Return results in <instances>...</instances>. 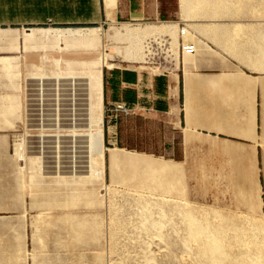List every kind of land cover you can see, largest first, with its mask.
Returning <instances> with one entry per match:
<instances>
[{"label":"crops","instance_id":"obj_1","mask_svg":"<svg viewBox=\"0 0 264 264\" xmlns=\"http://www.w3.org/2000/svg\"><path fill=\"white\" fill-rule=\"evenodd\" d=\"M184 1L0 0V53L18 49L20 39L26 42V48L32 49H51L60 41L87 47L70 38L60 39L57 31L95 28L104 32L102 27L105 25L120 22L122 26H133L147 33L145 37L148 40L155 34L164 39L166 32L176 35L181 27L187 25ZM191 10L192 5L189 13ZM190 16L189 38L196 43L198 51L186 63L181 62L172 71L161 73H152L142 60L134 63L130 59H122L120 63L103 67L104 118L105 111L113 102L124 101L134 108L133 114L156 120L161 125L158 153L121 145V119L113 120L108 114L106 124L105 119L103 122V159L95 162L99 152L86 147L87 141H79V137L84 135L82 133L78 136L72 134L70 140L63 136L54 138L50 144L39 146L42 151L45 148L49 155L27 156L29 162H39L40 167L37 171L18 170L20 188H25L26 181L22 176L28 174L31 193L34 189H45L48 196L46 210L63 208L69 211L80 201H83L81 205H91L89 207L95 209L94 202L85 201L95 197V193L87 192L86 188L92 184L98 186L95 184L97 180L101 185L106 175L109 183L105 186L110 187L112 202L114 190L117 194V190L131 186H147L150 190L146 193L157 196L159 200L191 204L200 197L211 199L227 209L264 215V44H260L261 36L255 32L260 28H252L255 31L240 36L237 23L231 26L211 16L205 19L192 16V13ZM131 22L146 23L135 25ZM167 22L171 25L167 26ZM114 25L112 28L119 26ZM94 62L90 66L93 67ZM122 63L128 66H122ZM18 64V56L0 55V77L1 65L10 70ZM81 65L86 64L83 62ZM34 67L30 78L37 81L38 94H42L39 91L41 84L48 85L47 92L44 90L46 102H42L45 98L38 99L45 105L41 110L48 116V122L38 125L43 128L45 125L47 129L65 128L61 120H69L67 125L73 130L83 129L85 119L78 118L79 124L73 126L69 118L75 111L78 117L85 116L83 113L89 103L87 90L85 88L82 95L76 90L79 79H88L89 82L91 72L45 74L40 72L39 66ZM105 68H108L106 82ZM124 70H128L126 75ZM59 83L62 90L58 89ZM72 84L76 87H68ZM59 108L62 113L60 123L51 120ZM89 151L92 154L88 155V163L85 164L83 153ZM50 156L54 158V171L49 170V164L46 165L49 160L45 158ZM41 165H44L43 169ZM95 169L100 171L99 176ZM84 215L63 213L47 219L45 225L53 233L52 241L64 245L50 246L42 236H37L41 230L37 227L34 229L37 237L33 238V249L26 248L24 244L18 249L22 253L18 264H95L71 248L93 241L85 238L91 232L86 229ZM64 218L69 221V218L77 219L78 222L67 224L62 222ZM34 222L32 219L30 225L36 226Z\"/></svg>","mask_w":264,"mask_h":264},{"label":"rangeland","instance_id":"obj_2","mask_svg":"<svg viewBox=\"0 0 264 264\" xmlns=\"http://www.w3.org/2000/svg\"><path fill=\"white\" fill-rule=\"evenodd\" d=\"M190 5L192 16L202 19L215 17L217 21L229 23L231 26L232 23H237L240 36L255 31L252 28H260L255 32L261 36L260 44H264V0H185L183 9L186 10L185 20L189 28L192 26ZM131 23L137 25L146 22ZM114 24L122 26L120 22L102 27L106 32L103 45L94 49L65 41L55 43L51 49H32L26 48V42L20 39L18 49L0 53L1 56L19 57L18 67L8 70V67L1 65V264H18L22 256L18 249L23 244L26 248L33 249L35 245L33 238L36 236L34 229L37 227L41 229L37 236H42L50 246H63L64 243L52 241L53 233L47 230L45 225L47 219L63 213L85 214L86 229L91 232L89 236L85 235L87 236L85 238L93 241H86L83 245L78 244L71 248L77 250V254L83 259L93 261L95 264H264L263 213L227 209L211 199L205 200L200 197L191 204L159 200L157 196L146 193L150 190L147 186H131L129 189L117 190V194L114 190L112 202L109 196L110 187L105 186L109 183L106 175L102 180L103 185L97 180L95 184L98 186L92 184L86 188L87 192L95 193V197L85 200L87 203L94 202L95 209H91L89 207L91 205H81L83 201H80V204L71 207L69 211L63 208L46 210L45 203L48 199L46 191L44 188H38L31 193L33 190L27 183L30 180L28 174L22 176L26 181L25 188L19 187L21 175L18 170L37 171L40 167L39 162H29L27 156L50 154L42 152L40 145L50 144L54 138L60 136L70 140L72 134L78 133L84 134L79 138L80 142L85 143L88 134L95 128L84 125L83 129L73 130L67 125L69 120H61L65 128L57 126L54 129H47V126L43 128L38 125L43 121L48 122L44 120V117L48 116L40 113L43 111L41 107L45 105L39 104L38 100L39 97L45 98L42 102H46L47 94H38L37 81L30 78L32 77L30 73L35 69L34 65L39 66L40 72L45 74H85L84 71L87 73L92 71L90 63L100 61L101 53L104 54V67L107 64L120 63L122 59H129L124 51L125 45L111 41L108 37V33L113 32ZM165 34L164 39L156 35H150L152 38L149 40L147 37H141L143 48H147L143 53L144 58L151 48L158 54L154 61L162 66L161 70H156L144 63L143 65L149 66L151 71L168 72L180 66L181 62L184 64L185 56L180 47V29L176 35L171 32ZM110 58L115 60L112 61ZM144 58L140 60L143 61ZM83 62L86 65H81ZM122 66L127 67L128 64L122 63ZM144 70L150 71L148 68ZM86 82L88 79H79L76 91L81 94L85 90ZM73 86L75 84L68 87ZM17 101H20V105L16 111H12V105ZM107 116L105 111V124ZM120 123L123 145L130 149L158 153L161 125L156 120L132 113L122 116ZM21 144L25 149L24 158L18 154ZM91 154L83 153L85 164L88 163V155ZM47 159L49 162L46 165L49 164V170L54 171V158L50 156L45 158L46 161ZM32 219L35 220L36 226L30 225ZM69 219L70 221L64 218L62 222L67 224L78 222L77 219Z\"/></svg>","mask_w":264,"mask_h":264},{"label":"bare ground","instance_id":"obj_3","mask_svg":"<svg viewBox=\"0 0 264 264\" xmlns=\"http://www.w3.org/2000/svg\"><path fill=\"white\" fill-rule=\"evenodd\" d=\"M184 1V0H183ZM167 26L171 25L169 23H166ZM186 31L185 34H182V27L180 29V36H181V42H180V47L182 48V54L185 56V59H183V62L186 63L188 58L191 55L194 54H189L186 50L184 51L183 49V42L184 44H195L196 43L193 40H190V36H191V32L189 30V27L186 25ZM105 31L103 32V30H98V29H91L88 31H81V30H64V31H57V35L60 39L62 38H70L72 41H78L80 43H82L83 45L90 47V48H95L96 46H98L99 44H103L104 42V35H105ZM147 33H142L141 31L130 27L129 25H123L121 27H116L113 28V32L108 33V37L109 39L113 40V41H117L120 44H124L125 48L124 51L126 53V56L131 60V62L134 63H140L141 61L140 58H144L143 53L147 50H145V48H143V45L141 44V37H145ZM162 34V33H161ZM193 34V32H192ZM156 36H159L157 34H155ZM164 35V34H163ZM164 38V37H163ZM148 40V39H147ZM159 40V39H157ZM162 41V40H161ZM142 42L145 43L144 40H142ZM163 42V41H162ZM155 43V42H154ZM150 44V43H149ZM148 44V45H149ZM153 45V44H152ZM151 46V45H150ZM154 46V45H153ZM149 47V46H147ZM155 47V46H154ZM197 47V45H196ZM147 49V48H146ZM151 49V48H150ZM149 49V54L146 55V57L143 59V64H149L151 65V67H153L156 70H161L162 66H160L158 63H156L154 61L155 56L158 55L157 53H155L152 49ZM97 51V50H96ZM99 51V50H98ZM197 51H198V47H197ZM72 53V52H71ZM85 53V52H84ZM88 53V52H87ZM95 53V52H94ZM93 53V54H94ZM189 54V55H188ZM96 55V54H95ZM94 55V56H95ZM88 57L90 56V54L87 55ZM91 56L93 57V55L91 54ZM189 56V57H187ZM81 57V56H80ZM113 57V56H112ZM76 58V57H75ZM110 60H114V58H110ZM103 67H104V54L101 53V57H100V61L94 62L93 63V68L91 71V74H89V82L87 83V95H88V99H89V103L88 106L85 110V112L83 113L85 116L83 117H78L77 116V111L75 112H71L70 113V120H71V124H75L78 125L79 123L77 122L78 118L81 119H85V125L86 126H92L95 127L93 129L92 132H90L88 134V139H86L87 144L86 147L91 148L92 151H98L99 155L98 158L95 160V162H99L100 159L104 158V147H103V137H104V129H103V122H104V108H103V94H102V86H103ZM152 73H155V70L151 71ZM157 73H161V72H157ZM73 81V80H72ZM42 86H39V91H42V95L45 94L44 90L47 89L45 87V84H41ZM74 85V84H73ZM76 86H74L75 88ZM60 83H59V87L58 89L60 90ZM62 90V88H61ZM72 90V88L70 89ZM85 91V90H84ZM73 93V91H72ZM60 94V93H59ZM43 97V96H42ZM40 98V97H39ZM62 98V97H61ZM60 99V98H59ZM41 100V99H40ZM39 100V101H40ZM74 102V101H73ZM41 103V101H40ZM39 103V104H40ZM20 105V101H17L14 105H12V111H16L17 108ZM62 108V107H61ZM61 108L58 109V114L54 117L51 118V120H58V122L60 123V120L62 119V113L60 112ZM78 109V108H77ZM64 110V109H63ZM70 110H72L70 108ZM76 110V108H75ZM73 111V110H72ZM43 113V112H42ZM80 113V112H78ZM46 114V113H45ZM80 115V114H79ZM44 116V115H42ZM28 119V118H27ZM46 118L44 117V120ZM44 122V121H43ZM84 123V122H83ZM45 127V125H44ZM26 128V127H25ZM74 128V127H73ZM91 131V130H90ZM75 132V131H74ZM28 133V132H27ZM78 135H82L79 134ZM77 134H75V136H78ZM48 136V135H47ZM82 138V137H81ZM74 140V139H73ZM77 137L75 139V146L77 147ZM80 141V140H79ZM60 142V141H59ZM72 143V142H71ZM70 143V144H71ZM82 144V143H81ZM80 145V144H79ZM29 146V145H27ZM45 147V146H43ZM57 147V146H56ZM101 147V148H100ZM27 148V147H26ZM40 148V147H39ZM63 148V147H62ZM75 148H73L72 150H74ZM24 146L23 144L20 145V147L18 148V154L20 157L25 156L24 152H23ZM64 150V149H63ZM53 151V149H52ZM61 144H59V152H61ZM26 152V151H25ZM28 152V151H27ZM30 152V151H29ZM45 153V148H43V151ZM77 152V151H76ZM90 152V151H89ZM27 155V154H26ZM42 155V154H40ZM39 156V155H38ZM21 158V159H23ZM44 158V157H43ZM59 158V156H58ZM19 159V158H18ZM74 160V159H73ZM93 160V159H92ZM33 161V159H32ZM45 162V161H44ZM61 162V160H60ZM59 162V163H60ZM76 163V162H75ZM90 163V162H89ZM92 163V162H91ZM36 165V164H35ZM34 165V166H35ZM45 165V164H44ZM44 165H41V169H43ZM77 165V164H76ZM46 166V165H45ZM36 167V166H35ZM58 167V166H57ZM63 167V166H62ZM61 167V168H62ZM77 167V166H76ZM91 167V166H90ZM89 167V168H90ZM39 168V167H38ZM35 169V168H34ZM37 169V168H36ZM94 169V168H93ZM77 171V170H75ZM91 172V171H90ZM94 172L96 173V175H100V171H98V169H95ZM104 173V172H103ZM42 176V175H41ZM107 195V194H106ZM105 195V197H106Z\"/></svg>","mask_w":264,"mask_h":264},{"label":"built area","instance_id":"obj_4","mask_svg":"<svg viewBox=\"0 0 264 264\" xmlns=\"http://www.w3.org/2000/svg\"><path fill=\"white\" fill-rule=\"evenodd\" d=\"M186 31V27H182V34L184 35ZM183 49L184 51L186 50L189 54H195L197 51V47L195 44L189 43V44H184L183 42ZM108 113L110 114V117L113 120H120L122 116H127L130 115L134 112V108L129 106L126 102L124 101H115L113 102L110 106L109 109H107Z\"/></svg>","mask_w":264,"mask_h":264},{"label":"trees","instance_id":"obj_5","mask_svg":"<svg viewBox=\"0 0 264 264\" xmlns=\"http://www.w3.org/2000/svg\"><path fill=\"white\" fill-rule=\"evenodd\" d=\"M105 73H104V81L106 82V72H107V70L105 69V71H104ZM128 72V70H124L123 71V73L126 75V73ZM161 78V76L158 78V79H160ZM182 87H183V84H182ZM158 109H161V110H164L163 108H158ZM107 112V114H109L108 113V111H106ZM121 145H123L122 143H121ZM107 146L109 147L110 145L109 144H107Z\"/></svg>","mask_w":264,"mask_h":264}]
</instances>
